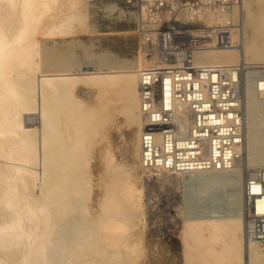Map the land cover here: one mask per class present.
<instances>
[{
  "label": "bare ground",
  "instance_id": "1",
  "mask_svg": "<svg viewBox=\"0 0 264 264\" xmlns=\"http://www.w3.org/2000/svg\"><path fill=\"white\" fill-rule=\"evenodd\" d=\"M93 2L0 0V264H145L134 251L145 226L139 75L151 61L139 53L126 66L121 58L68 65L60 50L93 32ZM239 13L233 47L196 52L176 67L264 63V0H243ZM244 94L242 160L251 167L264 162V102L252 79ZM124 125L132 127L123 150L130 160L114 162L113 131ZM222 174H175L190 201L205 206L182 216L183 264L264 258L262 245L244 239L243 188L232 184L245 178ZM228 185L231 212L208 213L205 201Z\"/></svg>",
  "mask_w": 264,
  "mask_h": 264
},
{
  "label": "built area",
  "instance_id": "2",
  "mask_svg": "<svg viewBox=\"0 0 264 264\" xmlns=\"http://www.w3.org/2000/svg\"><path fill=\"white\" fill-rule=\"evenodd\" d=\"M136 9L140 52L142 166L147 173L242 174L244 88L264 102V64L178 68L204 50L234 45L243 0H127ZM243 175V174H242ZM245 239L264 246V173L243 182Z\"/></svg>",
  "mask_w": 264,
  "mask_h": 264
},
{
  "label": "rangeland",
  "instance_id": "3",
  "mask_svg": "<svg viewBox=\"0 0 264 264\" xmlns=\"http://www.w3.org/2000/svg\"><path fill=\"white\" fill-rule=\"evenodd\" d=\"M108 2L114 6L105 5ZM93 4H91L89 12V19L91 18L90 21L93 32L87 33V35L84 34L80 37L81 42H72L73 44L70 42L72 45L68 43V45H65L66 47L62 45V48L64 46L63 49L60 47V51L64 55L63 57H67L66 59L70 62L68 65L73 66L76 65V63L79 64V62L81 63L89 59L99 60V58L104 60V63L116 65V63L118 64L116 61L121 58V60H124L119 62H121V65L123 64L122 66H126L130 63V60L133 61V59L137 58L139 55L143 57L140 52V39L136 31L137 25L134 15L136 9L128 5L127 0H95ZM75 44L76 46H74ZM77 44H79L80 47H77ZM98 49H100V51ZM85 58L87 60H85ZM115 58L118 60H115ZM125 60L126 62H124ZM147 61L149 62L148 59ZM37 116L38 114H36V117ZM124 119V117L121 118V120ZM131 130L132 127L124 125L120 130L113 131L114 150L116 149L114 151V159H116L114 162L119 161L121 163L130 160L128 154H125L123 150L128 144ZM245 164L242 162V167L239 169L242 171L243 178H245L246 171L248 172L249 169H264V162L256 163L255 166L251 167ZM252 172L255 171H251V173ZM230 175L229 173L222 174L221 176L223 178H221L226 181L228 178H232ZM144 178L146 180L142 192V201L144 202H142V210L144 213L141 217V222L144 220L143 223L145 225L142 230V238L144 241H142V245H135L134 251L138 252L139 255H144L145 264H164L166 260L168 261L167 264H183L185 252L183 241L180 237L184 222L183 217L186 215H198L205 210V206L197 200L196 202L190 201L191 196L189 195L192 193L188 194L190 191L186 190L185 186V188L183 187L182 181L184 178L181 176L167 172L163 173L162 176H157L144 172ZM235 182L237 184L232 185L243 188V180L238 178ZM228 186L227 189L224 190L225 192L222 191L218 193V196L217 193H215L216 195L213 194L211 198H208L209 200L207 199L208 201H205L209 207H207L206 210L208 213L223 216L231 212L230 206L232 207V205L229 203L232 204L233 200L231 201V199L233 198H229L231 197L229 195L230 193L226 192L228 189H231V187ZM239 187L238 189H241ZM185 193L187 195L186 198H184ZM188 196L190 198H188ZM242 198L243 196H241L240 205L241 208L244 209V201ZM186 199L189 200L187 201ZM184 202L187 203V206ZM202 206L203 208H201ZM183 207H186L185 210ZM243 209H241V211H243ZM262 247L264 248V246ZM257 264H264V258H259Z\"/></svg>",
  "mask_w": 264,
  "mask_h": 264
}]
</instances>
